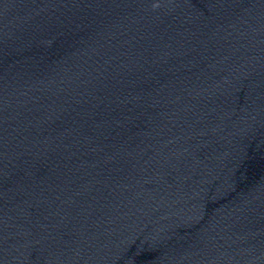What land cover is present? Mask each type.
Masks as SVG:
<instances>
[{
  "label": "water",
  "instance_id": "obj_1",
  "mask_svg": "<svg viewBox=\"0 0 264 264\" xmlns=\"http://www.w3.org/2000/svg\"><path fill=\"white\" fill-rule=\"evenodd\" d=\"M0 264H264V0H0Z\"/></svg>",
  "mask_w": 264,
  "mask_h": 264
}]
</instances>
